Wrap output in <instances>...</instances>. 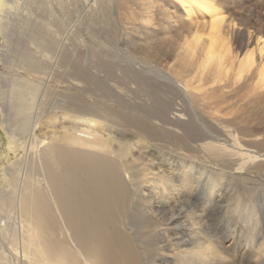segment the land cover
Returning <instances> with one entry per match:
<instances>
[{"label":"rangeland","instance_id":"obj_1","mask_svg":"<svg viewBox=\"0 0 264 264\" xmlns=\"http://www.w3.org/2000/svg\"><path fill=\"white\" fill-rule=\"evenodd\" d=\"M1 1V194H15L5 170L25 158L19 142L30 147L41 135L62 131L57 117L64 105L102 108L113 116L119 141L146 144L144 137H132L144 127L143 133L154 136L150 159L158 168H171L170 187L178 192L174 189L170 197L180 225L168 226L172 243L188 238L193 221L188 215H195L208 234L206 264H264V206L258 207L260 217L253 216L256 223L245 206L236 207L252 197L264 202V159H247L264 153V0H206L207 9L200 7L201 0H189L191 10L180 0ZM220 17L218 27L214 21ZM208 51L214 54L211 62H206ZM89 71L87 87L69 84L76 82L75 74ZM110 85L124 92L112 95ZM175 109L182 118L168 119L164 127L160 119L172 118ZM211 142L215 148L208 147ZM126 147L120 150L124 155L133 151L138 157ZM236 156L246 169L222 167ZM0 212L4 217L15 213L10 205ZM136 222L128 227L142 231ZM139 234L141 240L132 241L135 250L141 253L137 246L147 244V255L140 256L152 258V242L159 237ZM15 239H0L8 261L15 257L10 243ZM174 251L165 250L160 264H177Z\"/></svg>","mask_w":264,"mask_h":264},{"label":"bare ground","instance_id":"obj_2","mask_svg":"<svg viewBox=\"0 0 264 264\" xmlns=\"http://www.w3.org/2000/svg\"><path fill=\"white\" fill-rule=\"evenodd\" d=\"M96 1L88 0L89 4ZM180 2L188 10L193 7L189 0ZM11 3L12 0H7L8 5ZM199 3L203 9L209 7L206 0ZM221 21L222 17L214 21L215 25L219 27V24L222 25ZM213 56V51H208L206 62H211ZM248 64L247 61L246 65ZM83 74H75L73 78L76 82L69 84L73 87L83 82L87 87L86 84L92 79V71L87 72L86 76ZM108 89L112 95L124 92L118 85H110ZM106 113L102 108L91 109V106H81L80 103L64 105L58 111L60 115L57 114V124L61 126L62 131L53 132L51 137L41 135L42 138L32 142L30 147H26L27 142L24 144L25 141L17 140L25 149V158L16 160L5 170L15 182H12L15 194L11 193L12 190L9 194H1L0 189V211L2 207L9 205L15 211L13 215H5L7 217L2 216L0 212V239H8L9 236L16 238L14 242L10 241L12 248L9 246L15 257L13 260L9 256L8 261V253L2 244L0 264H160L162 259H166L164 251L175 249L173 258H178L177 264H206L209 254L203 240L208 234L207 230L204 232L206 227L204 222L197 221L195 215H188L193 220L188 238L178 236L180 242L172 243L170 228L180 226L179 223L176 224L179 215L175 216L176 207L170 197L175 187H170L171 168L166 166L158 168L154 157L150 159L153 156L151 148L154 145L151 143L154 136L149 137L147 131H144V134L142 132L144 127H141L132 137H144L149 141L146 144L140 141L135 143H126L121 139L119 141L118 133L111 126L113 116L107 117ZM172 115V118L160 119V123L166 127L168 119L174 121L182 118L177 109ZM34 135L37 136L35 133ZM12 137L15 138L13 135ZM228 140L230 139L225 141L229 143ZM122 146H129L130 150H135L138 157L134 156L133 151L124 155V149L120 151ZM208 147L215 148L216 145L211 142L208 143ZM93 151L97 152L96 156L89 159V154ZM256 153L254 157H250V154L247 159L250 161L264 159V153ZM93 155L91 154L92 157ZM234 155L240 154L236 152ZM140 161L143 162L140 164ZM148 162L150 164H147ZM244 165L245 163L240 164V158H237L231 165L222 167L242 171L246 169ZM139 166L143 167L141 171L137 169ZM175 190L178 192V189ZM181 197L182 195H179L177 201ZM184 205L187 206L186 203ZM259 205L264 206V202L258 197H252L245 201V205L240 207L237 203L236 207L244 209L245 206L249 214L251 213L252 221L256 223L255 218L259 216L257 213L261 211ZM170 213L172 214L168 217ZM12 219L15 221L14 226L10 222ZM126 220L129 223H126ZM134 221L139 223L142 231H131L132 228L128 226ZM150 232L154 238L159 237L155 243L152 242L156 250L154 249L152 258L144 256L142 260L140 254L147 255L148 245L137 246L141 250L139 253L135 250L137 243L134 246L132 241L139 242L143 237L139 233ZM132 236H135V239ZM263 249L261 251H264ZM156 256L159 257L157 260ZM140 260L144 262L141 263Z\"/></svg>","mask_w":264,"mask_h":264}]
</instances>
